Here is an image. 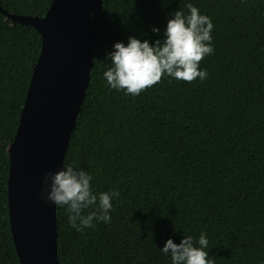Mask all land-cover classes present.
Here are the masks:
<instances>
[{"label":"trees","instance_id":"16d2710c","mask_svg":"<svg viewBox=\"0 0 264 264\" xmlns=\"http://www.w3.org/2000/svg\"><path fill=\"white\" fill-rule=\"evenodd\" d=\"M189 2L214 25V52L200 62L207 79L162 77L138 96L111 89L102 73L113 42L162 37L170 13ZM50 3L0 0L36 16ZM40 47L37 28L0 11V264H21L8 217V146ZM68 162L91 171L96 190L120 196L109 224L79 232L57 206L60 264H171L158 248L201 230L216 264H264V0H102Z\"/></svg>","mask_w":264,"mask_h":264},{"label":"water","instance_id":"95a60500","mask_svg":"<svg viewBox=\"0 0 264 264\" xmlns=\"http://www.w3.org/2000/svg\"><path fill=\"white\" fill-rule=\"evenodd\" d=\"M102 0H51L42 16L0 11L31 24L41 47L15 135L8 146L7 205L21 264H60L57 206L39 193L45 173L64 162L88 86ZM92 18V26L90 21Z\"/></svg>","mask_w":264,"mask_h":264},{"label":"clouds","instance_id":"9594fccd","mask_svg":"<svg viewBox=\"0 0 264 264\" xmlns=\"http://www.w3.org/2000/svg\"><path fill=\"white\" fill-rule=\"evenodd\" d=\"M173 10L163 29V36L141 39L129 35L126 42L114 41L105 53L103 78L111 89L126 96H138L143 90L158 83L162 77L191 82L206 80L208 71L201 60L214 52L213 21L195 4ZM153 33H160L153 25ZM94 174L79 165L63 163L57 170L44 174L39 193L45 203L65 208L67 222L76 231L96 227L97 222L109 224L113 201L118 199L117 188L96 190ZM207 232L198 236L184 234L179 243L169 237L158 248L171 264H216L209 254Z\"/></svg>","mask_w":264,"mask_h":264}]
</instances>
